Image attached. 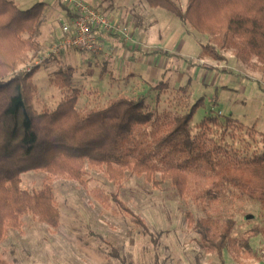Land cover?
Here are the masks:
<instances>
[{"label": "rangeland", "instance_id": "374dc122", "mask_svg": "<svg viewBox=\"0 0 264 264\" xmlns=\"http://www.w3.org/2000/svg\"><path fill=\"white\" fill-rule=\"evenodd\" d=\"M84 1L117 21L119 28L102 36L109 51L94 54L68 48L41 64L57 42L67 14L60 0H28L24 6H45L35 36L42 50L19 67L30 71L40 66L33 76L37 113H51L67 99L70 92L58 89L52 80L57 70L73 67L74 89L81 92L76 108L83 116L119 97L143 99L146 111L162 117L187 114L201 100L190 130L200 146L213 152L217 170L264 154V73L256 58L247 64L232 50L221 48L217 50L223 61L202 58V46L211 44V37L166 10L149 7L145 0ZM187 3L178 1L183 11ZM132 53L146 61L154 56L156 65L162 60L163 80L149 85L148 80L127 76L125 57ZM122 80L130 81L121 85ZM86 169V186L51 177L60 226L52 228L26 215L23 227L11 230L0 244L3 259L9 264H264V209L249 194L223 181L213 189L212 180L199 176L182 195L169 180L153 187L144 176L126 172L115 184L103 169L88 165ZM47 176L40 171L25 173L21 186L31 193L39 191ZM115 197L145 222L152 236L133 222ZM188 216L195 223L206 217L223 225L234 223L224 263L201 249L196 224L191 225ZM245 241L254 258L244 259Z\"/></svg>", "mask_w": 264, "mask_h": 264}, {"label": "trees", "instance_id": "16d2710c", "mask_svg": "<svg viewBox=\"0 0 264 264\" xmlns=\"http://www.w3.org/2000/svg\"><path fill=\"white\" fill-rule=\"evenodd\" d=\"M145 1L149 7L166 10L200 34L210 36L216 47L212 43L202 46V58L223 61L217 48L232 50L244 63L256 58L264 73V0H188L185 11L179 0ZM44 8L40 3L21 10L13 1L0 0V244L11 230L23 227L28 214L58 228L60 213L51 177L86 186L87 165L103 169L115 184L125 179L126 172L144 176L153 187L169 180L182 195L199 176L212 180L213 189L223 181L256 198L264 209V154L217 170L213 152L200 146L190 130L201 100L187 114L162 117L146 111L143 99L119 97L108 107L83 116L76 108L81 92L74 89L75 69L67 67L57 70L52 80L55 87L70 92L67 99L51 113H37L33 76L40 66L30 71H20L19 67L29 61L30 54L38 57L42 50L35 36ZM31 171L48 174L42 189L32 193L21 186L22 175ZM115 200L152 236L140 217L117 197ZM195 224L201 249L216 254L224 263L234 223L223 225L206 217ZM243 246L244 259L254 258L249 242ZM0 264L9 263L0 256Z\"/></svg>", "mask_w": 264, "mask_h": 264}, {"label": "built area", "instance_id": "2783aa9c", "mask_svg": "<svg viewBox=\"0 0 264 264\" xmlns=\"http://www.w3.org/2000/svg\"><path fill=\"white\" fill-rule=\"evenodd\" d=\"M67 14L60 37L49 52L38 63L61 55L68 48L99 54L109 51L104 35H111L117 28V21L100 13L84 0H60ZM38 66V65H37Z\"/></svg>", "mask_w": 264, "mask_h": 264}, {"label": "crops", "instance_id": "0c3cea01", "mask_svg": "<svg viewBox=\"0 0 264 264\" xmlns=\"http://www.w3.org/2000/svg\"><path fill=\"white\" fill-rule=\"evenodd\" d=\"M26 2H28V0H21V1L16 0V4L18 6H20V8L22 10H27V9H29V8H31L33 6L32 5L31 7H28V8L24 7V6H26L25 5ZM29 2H31V1H29ZM46 5H47V3H46ZM57 35H58L57 37L59 38L60 37V33H58ZM125 58H126V65H127L126 68L128 69L127 70V72H128L127 76L133 75L132 79L142 78L144 80H148V84L149 85L150 84L151 85H155L154 83H158L159 81L161 82L163 80V78L165 76V73H166V69H165V66L161 64L162 60L158 59L157 60L158 64L156 65L155 64L156 63L155 62L156 59H155L154 56L151 57L153 61H146L145 59H142V58L141 59H137L135 53H132L130 56L127 55ZM178 70H179V68H178ZM132 79H130V80L132 81ZM129 81L126 80V82H125V80H122L121 85L123 83L128 84ZM240 83L241 82L238 81L239 85H240ZM225 91H226V89H225Z\"/></svg>", "mask_w": 264, "mask_h": 264}]
</instances>
